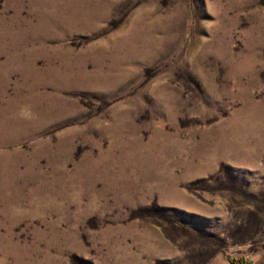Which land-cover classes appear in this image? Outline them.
<instances>
[{"label":"rangeland","instance_id":"obj_1","mask_svg":"<svg viewBox=\"0 0 264 264\" xmlns=\"http://www.w3.org/2000/svg\"><path fill=\"white\" fill-rule=\"evenodd\" d=\"M0 264H264V0H0Z\"/></svg>","mask_w":264,"mask_h":264}]
</instances>
